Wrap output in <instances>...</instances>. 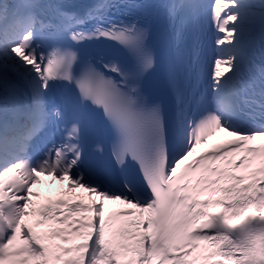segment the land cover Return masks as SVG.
Listing matches in <instances>:
<instances>
[{"label": "snow or ice", "instance_id": "snow-or-ice-1", "mask_svg": "<svg viewBox=\"0 0 264 264\" xmlns=\"http://www.w3.org/2000/svg\"><path fill=\"white\" fill-rule=\"evenodd\" d=\"M121 7L140 6L0 0V264H264V0H212L216 52L203 92L190 83L201 0H163L159 58L149 27L110 16ZM86 41L117 45L128 65L81 60L75 46ZM157 68L167 107L142 90ZM57 85L76 94L50 108ZM94 112L112 137L109 162L95 168L82 148ZM53 127L60 142L34 158ZM215 132L232 139L188 160ZM38 175L67 190L36 203ZM77 188L90 203L62 198ZM105 202L136 211L106 215Z\"/></svg>", "mask_w": 264, "mask_h": 264}, {"label": "bare ground", "instance_id": "bare-ground-1", "mask_svg": "<svg viewBox=\"0 0 264 264\" xmlns=\"http://www.w3.org/2000/svg\"><path fill=\"white\" fill-rule=\"evenodd\" d=\"M228 136L225 132H216L213 136V140L219 138V139H222L224 137ZM229 137V136H228ZM207 146V143H204V144H201L199 145L196 150L197 152L206 148ZM6 181H7V177L5 178ZM66 186V190H67V181H65L63 184H61L59 181L57 180H51L50 178L46 177L45 179V182L44 183H38V184H33L32 185V191L33 192H36L39 194V198L42 196V195H46V194H54V193H59V192H62L64 191V187ZM72 193H76L78 194L79 196L83 197V198H86V199H89L88 198V194L86 192H84L83 190L81 189H74ZM30 199H33L35 202H37L36 198H30ZM105 210L109 209V208H112V207H115L117 206V204L115 203H109V202H105ZM42 229H39L37 231H41ZM20 241L18 240L17 242L15 243H19Z\"/></svg>", "mask_w": 264, "mask_h": 264}]
</instances>
